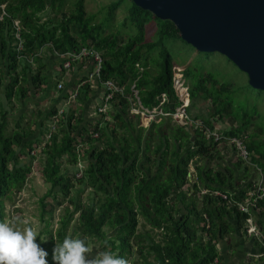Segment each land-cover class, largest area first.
Instances as JSON below:
<instances>
[{
  "label": "trees",
  "instance_id": "1",
  "mask_svg": "<svg viewBox=\"0 0 264 264\" xmlns=\"http://www.w3.org/2000/svg\"><path fill=\"white\" fill-rule=\"evenodd\" d=\"M65 1L0 0V221L8 219L13 195L26 189L33 162L39 158L43 162L42 179L49 190L40 200L45 228L37 243L48 253V264H55L53 249L66 236L87 237L89 246L100 243L98 251L106 250L103 242L109 238L111 250L130 264H224L222 253L227 248L234 251L239 226L241 234H246L243 225L248 215L236 208L229 210L213 194L201 198L199 193L203 189L212 193L216 189L237 190L238 198L245 199L255 185L246 182L251 178L248 168L242 171V162L238 161L232 168L226 167L223 174L216 172L213 165L222 159L218 144L208 142L202 131L194 134L172 118H160L149 125L146 119L131 114L128 100L138 96L141 106L150 110L165 94L169 99L166 111L174 113L180 106L174 85L176 65L162 39L151 42L146 38V28L153 21L160 27L162 37L181 39L180 31L172 21L162 20L134 3L122 22L127 31L120 30L115 14L126 0L108 6V17L99 21H95L97 15L88 16L85 0H78L71 13L62 11ZM49 5L57 15L44 20L42 14ZM17 19L22 24L26 58L43 53L45 47L54 54L82 47H94L103 53V79L113 80L126 90V96L114 98L110 120L103 116L86 126L81 125L84 118L77 117L74 111L61 117L57 108L45 113V109H34L14 120L10 127L11 115L19 111L14 109L16 101H25L29 96V83L37 90L41 84L48 85L43 69L34 70L42 57H35L32 63L19 59L14 27ZM130 25H134L132 34ZM155 49L161 50V62L153 66L149 58ZM194 71L186 69L181 77L190 86V97L202 98L212 105L211 117L199 118L215 128L217 120L228 117L232 125L236 124L228 134H245L259 108L238 109L229 99L230 86L210 74L192 81ZM89 91V86H84L79 95ZM51 124L56 125L55 131L51 132ZM96 133L99 139L94 138ZM47 135L51 137L46 142ZM45 142V149L38 157L33 156ZM247 144L252 163L264 176V139L250 134ZM77 149L87 164L80 179ZM192 165L198 173L194 185L189 179ZM186 187L191 190L186 191ZM81 188L91 190L87 202L81 199ZM49 198L59 206L68 202L56 231L44 218L48 213L54 219L53 206L47 208ZM259 207L255 216L264 233V201ZM141 217L152 231L163 232L159 241L139 232ZM234 217L238 220L236 228L230 222ZM208 221L210 227L206 225ZM259 244L256 240L254 246Z\"/></svg>",
  "mask_w": 264,
  "mask_h": 264
},
{
  "label": "rangeland",
  "instance_id": "2",
  "mask_svg": "<svg viewBox=\"0 0 264 264\" xmlns=\"http://www.w3.org/2000/svg\"><path fill=\"white\" fill-rule=\"evenodd\" d=\"M77 1L78 0H66L62 11L65 13H71L75 9ZM119 1L120 0H85L86 11L88 13V16L97 15L95 21L103 20L108 17L107 7ZM132 6L133 2L131 0H126L123 6H121L115 14V20L118 21V25L116 24V26L119 29L121 28L120 30L122 31H127L124 27H122V22L124 18L129 14ZM2 9H5L4 6L2 7ZM4 15H6V13H4ZM42 15L43 19L45 20L49 16L54 18L57 14L54 13L53 9H51L49 5ZM131 28H134V25H130L129 34H132L134 32ZM146 30V38L148 40H151V42H159V40L162 39L163 45L168 49L170 55L172 56L173 63L174 65H176L175 69L181 75H183L186 69L195 70L194 74H192V76L190 77L192 81L205 74L213 75V77L221 84L230 86V91L228 93L229 99L234 103V106L238 107V109L240 108L245 111H255V108L258 107L259 111H255L253 120H251V123L248 126L245 134L250 135L256 133L258 134V136H260V138L264 139V92L257 91L249 85V79L246 73L242 72L228 58L219 53H201L196 48L186 43L183 38L180 39L176 37H162L160 27H158L157 24L153 21L148 25ZM160 51V49H155L150 55L149 61L150 64H153V66L161 62ZM38 57H42L43 60H45L46 53H40ZM210 86L211 85L209 84V87ZM22 101L24 100L18 99V101H16L17 103H15L14 105L15 110L21 109ZM40 104L42 107L49 106V102L46 101H41ZM211 107L212 105L209 101L202 98L195 99L190 110V114L194 115V117L196 118L200 116L202 119H208L211 117ZM92 114L93 111L89 115V119H91L92 121H97L98 118L93 117ZM13 125V120H11L10 127H13ZM222 125L231 126L232 119L225 117L223 120H221V123H218L219 129ZM231 157H233L231 161V167H233L238 161H236L237 156H234V154H232ZM42 163V160L40 161L39 158L34 162L33 172L29 177L30 180L27 183L26 189L17 195H13L14 204L9 205L8 207V220H11L13 217H18L20 219L23 218V220H27L29 223L35 225L38 228L39 233L42 229L45 228V224L41 218L42 208L40 200L49 190V187L42 179ZM247 165L249 168L241 164L242 171L248 168L250 176L257 181H260V172L257 171L254 166H251L250 163H247ZM65 167L66 166H63V168ZM250 181L253 183L255 182V180H251V178L249 177L246 182ZM90 191L91 190L89 189L85 190L84 188H81V199L85 202H87ZM55 202L56 201H53L51 198L46 200V203L48 204L47 208L49 209L51 206H53L54 208V219H50L48 213L44 216L45 220H49V222L52 224V228L54 229V231L58 229L59 217L62 213V210L68 205L67 201L63 204V206H59ZM22 226L23 225H21V227ZM239 229L241 230L240 226ZM139 232L145 234L146 238H148V234H150L151 237L155 238L156 241H159V234L163 233L159 231H152L147 226L143 217L140 218ZM242 237H245L248 242L247 235H244L243 233ZM234 244H236L237 246L236 238ZM90 247L93 250L92 255H95L100 248V243H92Z\"/></svg>",
  "mask_w": 264,
  "mask_h": 264
},
{
  "label": "water",
  "instance_id": "3",
  "mask_svg": "<svg viewBox=\"0 0 264 264\" xmlns=\"http://www.w3.org/2000/svg\"><path fill=\"white\" fill-rule=\"evenodd\" d=\"M201 53H219L264 92V0H131Z\"/></svg>",
  "mask_w": 264,
  "mask_h": 264
},
{
  "label": "built area",
  "instance_id": "4",
  "mask_svg": "<svg viewBox=\"0 0 264 264\" xmlns=\"http://www.w3.org/2000/svg\"><path fill=\"white\" fill-rule=\"evenodd\" d=\"M14 27H15V37H16V47L17 52L19 54V59H25L24 56V40L22 38L21 32H22V24L20 20L14 21ZM51 46V45H50ZM42 53L41 51L36 54L32 55L29 58H26L29 62H33L35 57H38V55ZM61 60L63 61V64L61 65L62 71H71L75 66L78 65V63L89 61L91 62L92 71L89 73L87 79L84 82H81L78 88L89 86L90 88H95V86L101 85L105 89V95L102 99L101 105L98 108V118L105 116L106 120H110V111L112 109V104L114 101V98L117 95L126 96V90L124 87L120 86L117 82L113 80L105 81L102 76V69L104 65V55L102 52L97 50L94 47H82L77 51H70L66 52L64 54H57ZM176 68V67H175ZM183 75H181L176 70V76L174 79V85L178 92L179 98H180V106L177 108V110L174 113H170L165 110L166 105L169 102L168 97L165 94H162L160 97L157 98V105H155L152 109H144L139 100L138 96L137 99L134 97H128V100L131 104V114L134 116H141L142 118L146 119L149 124L160 120V118H172L173 121L176 123L186 124L189 128L194 129H200L203 131L204 135L211 141V139H214V142L218 143L221 141H226L235 151L236 156L238 159L243 161L246 165L247 163H250L251 166L253 164L251 163L252 155L248 149L247 146V137L242 136L238 138H227L223 137L217 130L212 131L210 128L206 127L202 121L195 120L189 115L188 108L191 105V99H190V91L189 86L184 83L183 79H181ZM62 88V85H59V89ZM79 91L77 90L72 98H68L66 100V104L68 107H71L77 100ZM137 95V94H136ZM64 110L59 111V116L63 114ZM140 117V118H141ZM57 121V119H56ZM193 126V127H190ZM51 132L56 130V125L51 124L50 125ZM51 135L46 136V142L49 141ZM94 138L99 139L100 135L99 133H96L94 135ZM46 142L43 143L36 151L32 153L33 156L37 157L39 153L45 149ZM78 154V161H77V179H80L81 177H84L85 171L87 170V164L82 159V154L80 153V150L77 149ZM256 168V167H255ZM257 171L261 174L260 181L255 182V185L253 189L247 194V197L240 201L234 197V195L229 194L227 192L222 191H215L213 196L215 198H220L225 202L228 209L237 208L239 211L245 213L248 215L246 218L245 224H244V231L252 238V240H257L264 244V233L262 232L260 226L257 223V216H255L256 213L259 212V203L264 201V176L263 173L260 171V169H257ZM208 193V192H206ZM263 255H259L257 259H259Z\"/></svg>",
  "mask_w": 264,
  "mask_h": 264
},
{
  "label": "clouds",
  "instance_id": "5",
  "mask_svg": "<svg viewBox=\"0 0 264 264\" xmlns=\"http://www.w3.org/2000/svg\"><path fill=\"white\" fill-rule=\"evenodd\" d=\"M186 85L189 86L188 84ZM190 99H191V105L188 108V112L192 118H194L195 120L202 121L204 125L210 128L212 131L217 130L223 137L238 138V137L246 136L247 141H248V135L246 134H242L241 136H234V135L228 134V132H230L235 127L236 124L231 125V126L222 125L220 126V129H219L218 123H221V120H217V122H215V128H211L203 120H201V118L199 117L196 118L194 117V115H191L190 110L192 108L194 99H192L191 97ZM65 104L60 109V110L62 109L64 110L63 114L61 115L62 117L68 112L67 110L68 106ZM190 130L195 134L196 131L200 129L190 128ZM207 141L218 144V151L221 152L222 159L219 160L218 165H215L214 163L213 166L216 169V172H222L223 169L229 166V165L226 166V161H223L224 154L226 153L228 158L232 159L233 157H231V155L234 154V156H236V153L234 149L226 141H221V142L216 143L214 142V139H211V141H209L208 138H207ZM236 161H241V160L238 159L237 157ZM241 162L243 165L248 167V165H246L243 161ZM251 163H252V159H251ZM253 166L257 168L256 165L253 164ZM189 179L193 185L198 182V173L196 171L195 165H192L190 168ZM251 180H255L256 182V179H253L252 177H251ZM185 190L189 191L191 189H189V187L188 188L186 187ZM215 191L227 192L229 194L234 195V197L240 201L244 200V199L238 198L239 192L237 190L227 191V190L216 189L214 190V192ZM207 194H212V192L207 189H203L202 192L199 193V196L202 197ZM247 194H246V197H247ZM232 209H229V210H232ZM205 218L208 220L209 217L206 215ZM21 225L23 226L21 227ZM206 225L210 227V222L208 221ZM243 230H244V227H243ZM240 233H241V230H240ZM244 235H247V234H244ZM38 236H39L38 228L35 225L29 223L27 220H21L18 217H13L11 220L5 219V220L0 221V264H48V260H47L48 253L41 247L39 243H37ZM243 241L247 242L246 238ZM246 242H245V245H248L247 246V250H248L253 244L256 243V240H252V238L248 236L249 243H246ZM103 243H104L106 250L98 251L95 255H92L93 250L89 246V241L87 237L73 238L72 236H66L62 242H58V241L56 242L55 247L53 249V260L55 261V264H130V261L128 259L118 255L117 253L111 250V244L109 243V238H105ZM261 244L263 245V243ZM218 247L221 252L222 250L221 243H219ZM234 247H236V244H234ZM259 254L263 256L257 259V262L262 263V261L264 260V254L262 252H260ZM246 258H247V255L244 256L245 260ZM215 262H217V260Z\"/></svg>",
  "mask_w": 264,
  "mask_h": 264
},
{
  "label": "crops",
  "instance_id": "6",
  "mask_svg": "<svg viewBox=\"0 0 264 264\" xmlns=\"http://www.w3.org/2000/svg\"><path fill=\"white\" fill-rule=\"evenodd\" d=\"M43 53H46V59L40 61L39 64L34 65V70L36 69H43V76L47 78L48 85H40V89H35L31 83H29L31 89L29 91L28 98L21 103V109L18 112L11 115V120H19L20 116H24L25 114H29L34 109H45L44 113L51 108H57L59 111L63 105L65 104L68 98H72L74 93L80 89L78 86L81 82H84L89 73L92 71V66L90 65L91 62L87 61L78 63L71 71H62L61 65L63 61L61 58L48 50V47L43 49ZM29 78L31 79V74H29ZM29 79V81H30ZM9 77L6 78V83H8ZM59 85H62V88L59 89ZM90 88V87H89ZM91 91L85 93L84 95L80 96L78 93L76 102L71 106L67 107L68 111L76 112V116H82L84 118V122L81 123L90 125L91 122L96 123L99 118L97 115V110L101 105L102 99L105 95V89L101 85H96L95 88H90ZM65 93V94H64ZM67 96L64 98V96ZM5 95V93H4ZM63 96V97H62ZM49 102V106L42 107L40 102ZM194 103V101H193ZM193 106V105H192ZM93 111L92 116L98 118L97 121H92L89 119V115ZM62 117V116H61ZM80 125V126H81ZM223 161H226V166L232 168L230 166L232 159L228 158L227 154H224ZM225 169L222 170V174L224 173ZM202 198V197H201ZM237 218L234 217L230 220L233 226L236 228L238 224ZM236 234V241L237 246L234 247V251H231L230 248H227L222 255H224V264H264V260L262 263L257 262V257L260 255L259 253L262 252L264 254V244H259L260 248L255 247L254 244L247 250V246L245 247V237H242V234L237 229ZM249 243V242H246ZM240 244H243L241 247ZM243 249L246 250V253H243ZM247 255L246 260L244 256ZM245 261V262H244Z\"/></svg>",
  "mask_w": 264,
  "mask_h": 264
},
{
  "label": "bare ground",
  "instance_id": "7",
  "mask_svg": "<svg viewBox=\"0 0 264 264\" xmlns=\"http://www.w3.org/2000/svg\"><path fill=\"white\" fill-rule=\"evenodd\" d=\"M190 127H193V126H190ZM41 152H42V151H41ZM41 152H40V153H41ZM40 153H39V154H40ZM38 156H39V155H38ZM38 156H37V157H38ZM37 159H38V158H37ZM37 159H36V160H37ZM36 160H34V162H35ZM34 162H33V164H34Z\"/></svg>",
  "mask_w": 264,
  "mask_h": 264
}]
</instances>
